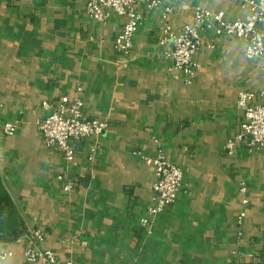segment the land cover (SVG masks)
<instances>
[{
  "label": "crops",
  "instance_id": "crops-1",
  "mask_svg": "<svg viewBox=\"0 0 264 264\" xmlns=\"http://www.w3.org/2000/svg\"><path fill=\"white\" fill-rule=\"evenodd\" d=\"M85 0H0V122L17 121L2 140L0 175L27 232L42 249L77 264H264V146L234 155L224 145L241 129L242 90L264 86V55L245 56L244 40L202 33L191 82L170 70L166 24L192 22L196 8L246 18L240 0H176L147 9L129 55L115 41L124 18H91ZM264 30V27H262ZM81 88L85 113L107 120L101 135L76 139L75 166L43 140V107ZM259 101L255 97L252 101ZM163 149L182 167L175 203L141 223L154 203V169L141 154ZM64 173L75 184L63 189ZM249 204L242 223L240 183ZM241 232V233H240ZM240 233V234H239ZM27 239L0 242V264L26 259Z\"/></svg>",
  "mask_w": 264,
  "mask_h": 264
},
{
  "label": "built area",
  "instance_id": "built-area-1",
  "mask_svg": "<svg viewBox=\"0 0 264 264\" xmlns=\"http://www.w3.org/2000/svg\"><path fill=\"white\" fill-rule=\"evenodd\" d=\"M176 0H85L86 11L91 18L98 22H105L113 15L124 18L121 32L115 41V47L125 55H129L134 47V38L143 24L144 16L140 9L165 7V11L172 10ZM243 7L249 10L246 18L233 21L225 17L223 11H212L199 7L194 11L192 22L183 23L175 27L168 23L159 37V42L168 44L166 52L171 60L170 70L176 78L183 77L186 82H191L199 67L195 57L202 46V33L213 30L217 35H230L244 40L245 56L248 59H257L264 55V0H240ZM81 88L75 96L64 95L57 100L43 102V107L51 112L39 123L44 143L51 149L61 153L69 166H75L76 151L72 141L76 139L91 138L101 135L109 128L107 120L89 117L85 113ZM258 97L259 101L252 100ZM238 107L244 111V120L241 129L228 138L224 150L228 155H234L240 144L248 151L254 152L264 146V86L258 94L242 90L239 93ZM19 123L17 121L0 122V147L2 140L16 133ZM145 162L152 166L155 173L153 191L154 203L147 208V215L141 219L144 226H148L152 217L162 213L175 203L183 187L184 171L182 167L171 162L163 149L154 155L140 153ZM64 180L63 189L71 191L74 180L64 173L57 176ZM240 191L244 195L243 208L238 215L239 223L246 216V207L249 204L247 186L244 181L240 183ZM241 233V232H240ZM239 233V234H240ZM27 239L29 246L25 250L26 259L39 264H77L73 260L61 262L50 249H42L39 243L44 240V233L36 228L23 232L15 241ZM1 242V239H0ZM10 251H3L0 259L11 256ZM183 264V263H177Z\"/></svg>",
  "mask_w": 264,
  "mask_h": 264
},
{
  "label": "trees",
  "instance_id": "trees-1",
  "mask_svg": "<svg viewBox=\"0 0 264 264\" xmlns=\"http://www.w3.org/2000/svg\"><path fill=\"white\" fill-rule=\"evenodd\" d=\"M24 231V222L0 175V239L15 241Z\"/></svg>",
  "mask_w": 264,
  "mask_h": 264
}]
</instances>
